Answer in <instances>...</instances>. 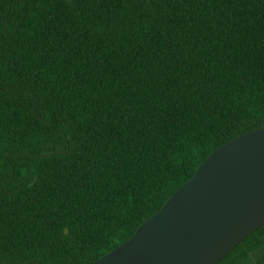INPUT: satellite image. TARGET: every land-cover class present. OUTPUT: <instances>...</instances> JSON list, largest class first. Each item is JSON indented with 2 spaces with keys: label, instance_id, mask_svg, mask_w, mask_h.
Here are the masks:
<instances>
[{
  "label": "trees",
  "instance_id": "trees-1",
  "mask_svg": "<svg viewBox=\"0 0 264 264\" xmlns=\"http://www.w3.org/2000/svg\"><path fill=\"white\" fill-rule=\"evenodd\" d=\"M263 126L264 0H0V264L96 260Z\"/></svg>",
  "mask_w": 264,
  "mask_h": 264
},
{
  "label": "water",
  "instance_id": "water-1",
  "mask_svg": "<svg viewBox=\"0 0 264 264\" xmlns=\"http://www.w3.org/2000/svg\"><path fill=\"white\" fill-rule=\"evenodd\" d=\"M264 223V126L214 148L133 234L87 264H216Z\"/></svg>",
  "mask_w": 264,
  "mask_h": 264
}]
</instances>
